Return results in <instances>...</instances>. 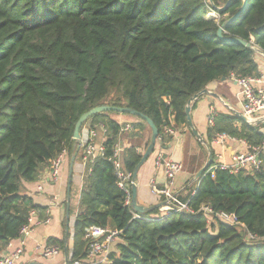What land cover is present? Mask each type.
I'll use <instances>...</instances> for the list:
<instances>
[{"label": "trees", "instance_id": "obj_1", "mask_svg": "<svg viewBox=\"0 0 264 264\" xmlns=\"http://www.w3.org/2000/svg\"><path fill=\"white\" fill-rule=\"evenodd\" d=\"M227 2L0 0V252L20 238L32 212L46 217L48 209L34 203L24 184L37 182L64 152L74 154L84 114L100 106L129 108L151 119L165 144L172 120L189 128L186 107L210 84L261 75L254 51L231 39L264 52V0H248L243 10L244 0L223 9ZM235 16L220 38V27ZM114 113L84 124L105 128L104 152L88 166L68 264L88 257L85 232L92 226L121 232L112 264H264L263 156L259 171L231 173L218 167L212 150L214 162L196 192L179 196L196 215L152 219L158 209L134 219L117 184L114 155L127 132ZM136 118L133 132L149 128ZM213 118L209 147L223 135L250 149L262 146L264 124L233 113ZM141 158L135 147L123 150L124 170L133 175ZM204 206L235 214L245 228L210 225L199 212ZM47 245L66 247L56 238Z\"/></svg>", "mask_w": 264, "mask_h": 264}, {"label": "crops", "instance_id": "obj_2", "mask_svg": "<svg viewBox=\"0 0 264 264\" xmlns=\"http://www.w3.org/2000/svg\"><path fill=\"white\" fill-rule=\"evenodd\" d=\"M255 60L259 66L261 75H264V57L261 56L260 59L255 58ZM207 90L209 94H206L198 100L196 106L192 109L191 116L195 128L208 144V119L212 110H214L215 113L224 114L242 113V106L236 96L239 92V88L231 79L214 82L207 87ZM112 116L121 125H132L137 121L136 117L128 114L114 113ZM90 126V123H88L83 126L81 130L82 144L88 141V132L91 129ZM172 126L174 127L172 131V140L165 144L158 140L154 155L139 171L138 203L142 206L150 207L162 204L161 198L153 196L151 192V182L153 180L159 185H162L165 182L164 171L156 167V160L160 154H163L167 160L179 162L183 165V171L177 176L175 182L176 194L187 197L192 192V194H194L199 185L198 180V182H195L196 175L205 166L208 159L204 161L203 164L197 160L191 161V146L194 145L196 149L200 151L198 140L191 133L189 128L175 127L173 120ZM132 132L133 131H128L125 133L120 140L121 155L123 150L130 147H135L138 152L143 155L149 145L151 138V131L149 128H146L143 132ZM104 142L105 135L102 130H98V138L95 143L101 145L104 144ZM211 148L214 151L215 163L217 165L231 164L233 156L237 153H244L249 149L245 142L228 137H220L215 140L211 145ZM82 153L83 152L79 147V150H76L72 156H69V154L67 155L60 183L54 184L50 178V171L45 170L37 182L24 184L25 193L33 199L36 205L47 208L48 215L52 220L48 226L34 228L31 235L25 239V259L28 264H31L32 262L49 264L41 258L40 251V247L47 245L49 238H56L64 241L65 245L68 247L69 258H71L74 243L75 220L80 212L81 193L85 178L89 173V167L83 163ZM73 158H75V161L72 170L71 164ZM71 170L72 188L70 189L71 196L69 197L68 192ZM74 186L77 187L76 190H74ZM39 187H42L43 191H39ZM72 200L75 203L76 209L72 219L73 229L70 234L67 233V231L64 233L65 228L63 225V216L65 214L68 218L69 215H71L70 205ZM159 212H161V210ZM119 242L120 240L116 243ZM20 243L19 239L13 241L10 243L11 247L9 249L6 248L4 251H12L14 248L19 247ZM51 264H66V257L63 250L62 254Z\"/></svg>", "mask_w": 264, "mask_h": 264}, {"label": "built area", "instance_id": "obj_3", "mask_svg": "<svg viewBox=\"0 0 264 264\" xmlns=\"http://www.w3.org/2000/svg\"><path fill=\"white\" fill-rule=\"evenodd\" d=\"M230 79L239 88V92L236 96L242 106V114L248 119L250 124L255 125L256 122L264 118V75L245 78L232 75ZM214 114L215 111L212 110L208 119L209 125L211 126L214 124ZM98 130H102L104 135L106 134V130L103 126L91 128L88 132V141L84 144L81 143L79 146L83 152V163L87 166L92 164L96 158L101 156L104 152V145H97L95 143L98 138ZM132 130L133 127L130 124L125 125L123 128L124 132ZM167 133L172 134V131L169 130ZM220 137L226 138L228 136L223 135ZM159 141L161 142L160 138ZM263 154L264 142L262 146L258 148H249L244 153H237L233 156L231 164H221L218 165V167L229 170L231 173L243 171L253 174L261 169L264 161H262ZM67 155V152H64L51 162L49 171L50 178L54 184L60 183L62 179V170ZM114 165L118 178V187L127 195L126 205L131 206L133 175L124 170L120 148H117L115 152ZM156 167L164 171L165 182L162 185H159L153 180L151 182V192L153 196L161 198L162 203L165 205L159 209L161 212L152 215L151 218L161 219L170 216L172 213L196 215L198 212L194 211L188 203L180 201L179 195L175 192L176 178L183 171V165L179 162L167 160L163 154H160L156 160ZM39 191H43V188L39 187ZM199 212H203L210 225L220 222L231 226L245 228L244 224L240 223L237 216L233 213L214 212L209 206L202 207ZM140 218V214L134 215V219ZM51 221L48 212L43 219L39 218L37 212H32L28 224L20 231V246L14 248L12 251L0 252V264H28L25 259V239L31 235L34 228L48 226ZM120 234L121 232L117 230L105 229L98 226L87 228L85 238L90 243V253L87 258L74 261L72 264H112L111 254L115 251V245L119 240ZM251 238L255 239L253 236H251ZM10 247L11 245L9 244L7 249ZM40 251L41 258L45 260L55 259L62 254V248L59 245H45L40 247Z\"/></svg>", "mask_w": 264, "mask_h": 264}, {"label": "water", "instance_id": "obj_4", "mask_svg": "<svg viewBox=\"0 0 264 264\" xmlns=\"http://www.w3.org/2000/svg\"><path fill=\"white\" fill-rule=\"evenodd\" d=\"M233 0H228L227 4L225 5V7L223 9H226L230 6L231 2ZM244 6L242 8L245 9L247 1L248 0H244ZM209 2L211 4H213V0H209ZM237 18V16L229 19L228 21H226L219 29L218 31V36L220 38H223V32L225 31L226 27L231 24L235 19ZM231 41H234L244 47H247L255 52H258L262 57H264V52L258 48V46H256L255 44L252 43H248L246 41H243L241 39H231ZM223 81H225V79H223ZM206 94H209L208 90L205 89L204 91H202L201 93L197 94L196 96H194L188 103L187 107H186V115H187V125L190 128V130L192 131L193 135L196 137V139L201 142L203 145L206 146L207 151H208V161L206 162L205 166L200 170V172L196 175V179L195 182L197 180H199L201 178V176L203 175V173L212 165V163L214 162V155L212 152L211 147H209L206 143V141L204 140V138L199 134V132L197 131V129L195 128L193 121H192V116H191V112L194 106H196L198 100L200 98H202L203 96H205ZM218 97V96H217ZM104 112H117V113H123V114H128L134 117H138L141 118L144 122H146L147 126L150 128L151 130V138H150V142L148 147L146 148V151L144 152V154L142 155L141 161L139 162V164L137 165V167L135 168V171L133 173V185H132V202H131V208L133 209V212L135 214H140V215H148L153 213L155 210L160 209L163 205H165L164 203L162 204H158V205H154V206H150V207H145L142 206L138 203V175H139V171L142 168V166L154 155L155 153V149L159 140V131L157 129V127L155 126V124L153 123V121L151 119H149L148 117L134 111L131 110L129 108H114V107H110V106H100L97 108L92 109L90 112L84 114L78 121V123L76 124V128H75V132H74V137H73V141L75 143V149L78 151L79 150V146L81 145V130L84 126V124L87 122V120H89L91 117H93L96 114L99 113H104ZM235 116L241 118L242 120H244L245 122L249 123L248 119L242 114V113H234ZM264 123V118L262 120H259L258 122L255 123V125H260ZM74 161L75 158H73L72 160V164H71V168L73 170V166H74ZM72 170H71V174H70V181H69V192L68 195L70 197V189H71V183H72ZM196 192V191H195ZM65 253V257H66V264H68L69 261V254H68V247H65L64 250ZM31 264H43L41 262H32Z\"/></svg>", "mask_w": 264, "mask_h": 264}, {"label": "rangeland", "instance_id": "obj_5", "mask_svg": "<svg viewBox=\"0 0 264 264\" xmlns=\"http://www.w3.org/2000/svg\"><path fill=\"white\" fill-rule=\"evenodd\" d=\"M212 16H213V14H212ZM215 16V15H214ZM213 16V17H214ZM254 54H255V58H258V59H260L261 58V55L258 53V52H255L254 51ZM191 150H192V157H191V161H195V160H197L198 162H200V163H204V161L205 160H207L208 159V157H207V154L205 153V151H203V149L201 148V146H200V151H198L197 149H196V147L194 146V145H192L191 146ZM192 163V162H191ZM199 181V180H198ZM198 181H196V182H198ZM199 183V182H198ZM194 184H196V183H194ZM71 188H72V186H71ZM76 186H74V190H76ZM74 190H73V192H74ZM71 196V195H70ZM71 207V215H69V217L67 218L66 217V215L64 214V216H63V225H64V228H65V230H64V233H66V231H67V233H70L71 234V231H72V229H73V222H72V219H73V215H74V211H75V203H74V201L72 200L71 201V205H70ZM71 219V220H70ZM215 226H217V224H215V223H213ZM66 225H67V228H66ZM69 226V227H68ZM65 250V249H64ZM64 250H63V252H64ZM57 258H55V259H50V260H45L44 259V261L46 262V263H49V264H51V263H53V262H55V260H56Z\"/></svg>", "mask_w": 264, "mask_h": 264}]
</instances>
